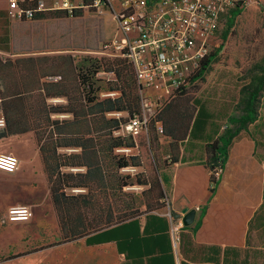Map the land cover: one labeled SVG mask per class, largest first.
I'll return each instance as SVG.
<instances>
[{"label":"crops","instance_id":"0c3cea01","mask_svg":"<svg viewBox=\"0 0 264 264\" xmlns=\"http://www.w3.org/2000/svg\"><path fill=\"white\" fill-rule=\"evenodd\" d=\"M12 21L7 0H0V53L10 51ZM55 78L56 83L60 78ZM51 79L41 82L51 83ZM52 93H47L46 106H64L65 96ZM16 121L17 125L5 128L12 134L0 138V153L13 154L19 160L15 171L0 170V264H261L256 255L264 251V135L258 136L250 126L231 139L214 191L210 190L206 146L222 134L225 124L210 123L202 132L190 135L188 131L178 141L173 162L172 151L165 156L159 175L166 210L154 212L164 219L162 223L151 221L152 229L143 232L147 220L143 215L107 231L62 242L34 133L20 130L25 123ZM249 124L256 126V120ZM160 128L158 122L157 138L162 136L171 143L173 140L159 133ZM25 205L32 209L29 220L1 222L8 208ZM195 206L201 211L191 225H184L175 251L168 214H181ZM257 239L262 242L256 244Z\"/></svg>","mask_w":264,"mask_h":264},{"label":"rangeland","instance_id":"374dc122","mask_svg":"<svg viewBox=\"0 0 264 264\" xmlns=\"http://www.w3.org/2000/svg\"><path fill=\"white\" fill-rule=\"evenodd\" d=\"M237 3L242 5V12L234 19V23L226 35H224L226 16L222 17L208 51V54L217 53L203 76L195 80L189 77L181 93H176L157 112V114H164L165 117L168 115V124L179 136L186 133L197 104H202L207 108L212 115L213 126L227 124L231 129H234L236 124L231 121V118L238 117L243 113L249 92L257 88L261 77L264 75V0H237ZM11 23L13 28L11 45L8 49L10 51H8L9 53H0L2 57L7 58V60L10 59L11 63L16 65V67L11 68L13 72L1 74L10 84V90L18 91L21 87L33 86L35 84L32 82L33 78L47 72L50 66V62H41L40 68L36 69L38 71L32 75L24 69L28 64L24 62L17 64L14 60L17 58L33 55L45 57L47 52H53L54 55H72L77 71L88 70V68L92 70L98 65L94 59L104 58L107 61V64L100 65L97 72L92 76L95 91L91 96H94L95 100L86 107H84L83 96L76 91L78 87L76 81H68L63 88H60L61 86H53L57 78H47H52V82L49 84L50 92H66L72 97V100L65 97L64 106H67L70 101V105L76 113L61 112L64 114L57 116L52 112L47 116L49 121H57V126L62 127L63 133L58 135L54 133L56 135L54 136L50 127L45 128L47 125L44 123L46 113L43 110L44 108L48 109L46 102L39 99L36 103L32 98V105L34 107L38 105L40 108L35 117L41 120V128L38 130L39 132L34 129L40 138V144L42 145L47 139H51V136L54 139L63 138L64 141L68 142L65 139L74 136L66 133L68 129L97 130L99 135L107 133V119L104 115L105 112H100V108L105 106L104 101L113 99L106 100V98L101 97V94L113 90L111 88L117 86L115 75L110 70V60L106 58L105 55L107 54L101 53L102 44L111 38L114 32L113 25L107 16L96 17L83 12L75 15L53 12L39 14L32 20H13ZM1 42L7 44L8 41L3 39ZM57 65L59 66L56 70H59L62 64L57 63ZM20 80L24 84L19 83ZM23 85L25 86L23 87ZM73 104H77V106L74 107ZM123 111L126 112L125 117L129 115L126 110ZM65 123L68 124V129L64 126ZM102 125L103 128H101ZM249 126L258 136L264 135V85L257 97L256 126L253 127L248 123L245 129ZM95 133H88L86 137L93 136ZM161 138L162 136L158 139L157 134L151 132L150 125H148L147 133L138 137L112 140L101 135L96 138L98 142L106 143L107 149L105 148L106 150L100 154L99 163L94 165L97 176L90 184L95 185V182L101 179L98 183H105L114 188L110 192L115 193L112 201L118 205H122V203L133 204L135 214L138 216L149 211V207L153 208L151 211L166 210V198L160 197V190H163V186L159 178V168L166 162L165 156L169 151V143L166 139ZM125 143L130 146L124 145ZM116 144L119 145L114 146ZM120 147H128L130 151L127 153L118 152L117 149ZM81 152L80 147L73 146H59L56 151L60 157L70 154L80 157ZM90 159L93 161V156H90ZM123 161L127 163L123 167H133L135 170L132 172L122 171V167H119L118 163ZM86 171V166L63 165L60 168L61 173L76 176L74 183L79 182L81 180L79 176L84 175ZM154 177L159 181V185L156 184ZM76 190L82 191L76 192ZM64 192L75 195L87 192V188L84 186H67ZM162 205L164 207L160 209L159 207ZM178 238L177 241L171 239L175 251H177L180 243L181 232L178 234ZM261 242L257 239L256 244ZM256 261L264 264V251L256 255Z\"/></svg>","mask_w":264,"mask_h":264},{"label":"trees","instance_id":"16d2710c","mask_svg":"<svg viewBox=\"0 0 264 264\" xmlns=\"http://www.w3.org/2000/svg\"><path fill=\"white\" fill-rule=\"evenodd\" d=\"M241 12L242 5L236 3V5L226 15H224L226 16V29L224 31V35H226L227 31L232 27L234 19ZM216 53L217 52H213L204 57L197 69L189 75L190 79L195 80L201 78L204 72L210 66L211 62L216 56ZM105 56L110 60V70L113 71L115 75V82L117 84L116 87L111 89L119 90L121 92V96L120 98H117L115 100L106 99L107 101L103 102L105 106L103 108H100V112L103 113L113 110H126L129 115L137 113L140 108V103L133 68L128 63L127 59L122 55L110 54ZM14 60L17 64L19 62L28 64L27 67H24V69H26L32 75L35 71H38L36 69L40 68L39 64L41 62H50V66L48 67L47 72H43L41 75L33 78L32 82H35L33 86L24 87L25 85H23L25 89L21 87V89L19 88L18 91H15L14 89L10 90V84L4 79L1 74H8L9 71H12L11 68L16 67V65L15 63L12 64L10 59L7 60V58L0 55V113H2L6 119L5 127L3 129H0V138L12 134V131L6 132L5 128L8 125L10 127L11 124L17 125L18 122L16 120H22V122L25 123L23 124V127L25 128L20 130L33 131L36 144L39 148V154L41 157L43 169L48 181L49 195L56 214L62 242H70L91 233L107 231V228H111L115 224H120L127 221H135L136 218L140 216L135 214V206L133 204L122 203V205H118L114 201H112V197L115 193L110 192L114 190V188L106 185L105 183H98L101 179L98 180V182H95V185L90 184L91 182H93L92 180L97 176V174L95 173L96 169L94 165H97L99 163L100 154H102L107 149V144L98 142L96 138H99L102 135L112 140H118L119 138L112 136V131L118 127V122L116 120L108 119L105 117L107 119V133H103L101 135L97 133V130H70L68 129V124L66 125L65 123L64 126H66V128L68 129V132L66 133L69 135H74L69 136V138L65 139L68 140V142L64 141L63 138L54 139L51 136V139H47V141H45L41 145L40 138L35 132L36 129L38 131L41 128V120L35 117V114L40 111V108L38 105L37 107H34V105H32L31 103V99L33 98L36 103H38L39 99H42L45 102L47 93L49 91V84H51L41 82L42 78L45 79L48 77H59V81L54 83L53 86H61L60 88H63L65 86V83L68 81H76V83L78 84L76 91L83 96V100L85 103V106H83L86 107L89 104H92L95 100V97L91 96V94L93 95V92L95 91L93 89L94 85L92 82V76H94V74L97 72L99 66L107 64V61H105L104 58L100 60L94 59V61L98 65L93 67L92 70H89L88 68V70L77 71L76 65H74L75 59L72 57V55H53L45 57L27 56ZM57 63H59L60 65L62 64L59 70H56L59 66L57 65ZM189 77L186 80H188ZM19 83L24 84V82L21 80L19 81ZM263 85L264 75L261 77L257 88L249 92V97L246 102V106L243 109V113L238 117L231 118V121L236 124V127L234 129H231L227 124H225L222 134L216 137L206 146L209 152V156L206 160V167L210 171L211 192L214 191V188L218 182V176L226 159L227 149L231 142V139L240 130L246 128V125L248 123H253L256 120L257 97L259 92L262 90ZM42 89L46 91V95L42 93ZM182 89L183 87L177 93H181ZM52 94H54V96L58 95L65 96L69 99L72 98L66 92L56 91ZM8 96H10V98L7 99V101H4V98ZM74 100L76 99L74 98ZM73 106L75 107L77 106V104H73ZM43 111L46 113L44 123L47 125L45 128L50 127V131H52V134L57 133V135L63 133L62 127L57 126V121H49L47 117L49 113H76L72 105H70V101L68 102L67 106L51 107L48 109L44 108ZM158 122L161 124L162 134L168 136L171 140H173L171 143H169V151H172L174 153V155L171 157L172 162L176 159V154H178V141L185 139L188 131L190 135L192 133H196L198 130L199 132H202V130H204V128L208 124H213L212 115L202 104H197L196 110L190 119L187 131L185 134H183V136H179L174 133V131L168 124V115L167 117H165L164 114H156L155 117L151 119L149 123L151 132L156 133V124ZM103 127L104 126L102 125L101 128ZM94 132L96 133L93 136L86 137L88 133L92 134ZM54 136L56 135L54 134ZM154 138L155 136L153 137V139ZM118 145L119 144H116L114 146ZM124 145L130 146L126 143ZM59 146L80 147L82 149L81 156L79 157V155L74 156L70 154L65 155V157H60V155L56 153ZM90 156H93V161L92 159H90ZM63 165L86 166L87 171L84 175L79 176V178H81L79 182L74 183L73 181L76 177L75 175L72 176L60 172V168ZM126 165L127 163L125 161L118 163L119 167H123ZM162 165L160 166V168L162 167ZM217 170H220L218 175L215 174ZM154 180L156 184L159 185V181L156 177H154ZM160 181H163V178L162 180L160 178ZM67 186H84L85 188H87V192H82L75 195L67 194L64 192V189ZM160 197L163 199L166 198L164 190H160ZM164 205L160 206L159 208H163ZM152 209L153 208L149 207V211L145 212L144 214L147 220L143 228V232H147L148 230L152 229V226L150 224L151 221H155L157 223H162L164 221L163 218L154 215V212L156 211H151Z\"/></svg>","mask_w":264,"mask_h":264},{"label":"built area","instance_id":"2783aa9c","mask_svg":"<svg viewBox=\"0 0 264 264\" xmlns=\"http://www.w3.org/2000/svg\"><path fill=\"white\" fill-rule=\"evenodd\" d=\"M236 3L237 0H7V15L17 21L53 12L107 16L114 32L102 44L101 53L119 54L127 59L134 70L139 94L137 113L125 117L126 112L122 110L105 112L106 118L118 122L112 136L126 139L147 133L151 119L180 91L208 55L222 17ZM120 95L119 90H109L101 97L116 99ZM5 125L6 119L0 113V129ZM159 133H162L161 128ZM117 151L127 153L130 148L120 147ZM0 157L14 158L13 171L18 168L19 160L15 155L0 153ZM0 170L9 172L6 168ZM121 170L132 172L135 169L122 167ZM193 210L201 211L199 206ZM31 216L29 205L13 206L7 209L1 222L27 221ZM168 217L170 238L177 241L184 224L181 218L171 214Z\"/></svg>","mask_w":264,"mask_h":264},{"label":"water","instance_id":"95a60500","mask_svg":"<svg viewBox=\"0 0 264 264\" xmlns=\"http://www.w3.org/2000/svg\"><path fill=\"white\" fill-rule=\"evenodd\" d=\"M174 218H181L183 224L185 226H189L193 223L194 219H195V215L196 212L191 209V210H187L184 209L181 214L180 213H172Z\"/></svg>","mask_w":264,"mask_h":264},{"label":"clouds","instance_id":"9594fccd","mask_svg":"<svg viewBox=\"0 0 264 264\" xmlns=\"http://www.w3.org/2000/svg\"><path fill=\"white\" fill-rule=\"evenodd\" d=\"M15 163L16 162L12 157H0V168H6L9 172L13 171ZM23 219H27V217H23Z\"/></svg>","mask_w":264,"mask_h":264}]
</instances>
